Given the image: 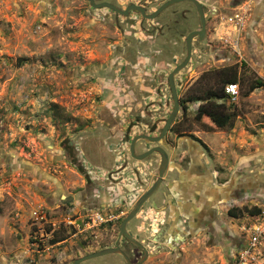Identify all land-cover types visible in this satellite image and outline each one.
Listing matches in <instances>:
<instances>
[{
    "label": "rangeland",
    "instance_id": "rangeland-1",
    "mask_svg": "<svg viewBox=\"0 0 264 264\" xmlns=\"http://www.w3.org/2000/svg\"><path fill=\"white\" fill-rule=\"evenodd\" d=\"M111 1L152 9L167 0ZM200 1L207 34L175 77L181 108L172 132L161 143L140 140L136 152L177 148L173 162L209 168L217 211L208 236L197 232L193 216L140 235L153 252L148 264H239L254 221L228 212L264 208V88L249 91L251 81L264 80V0ZM199 28L187 2L147 21L88 0H0V264H73L114 247L120 219L112 225L106 214L109 200L124 193L109 182L110 170L142 162L127 159L126 150L139 135L157 136L169 118L168 77L186 59V36ZM230 67L239 73L240 94L219 102L233 126L205 117L206 131L195 121L202 102L185 101L205 73ZM175 180L166 185L180 188ZM58 235L65 239L52 243ZM83 264L124 260L108 255ZM249 264H264V243Z\"/></svg>",
    "mask_w": 264,
    "mask_h": 264
},
{
    "label": "flooded vegetation",
    "instance_id": "flooded-vegetation-1",
    "mask_svg": "<svg viewBox=\"0 0 264 264\" xmlns=\"http://www.w3.org/2000/svg\"><path fill=\"white\" fill-rule=\"evenodd\" d=\"M169 1L170 0H167L161 4H158L157 7H154L152 9L150 8V6L146 4L144 5L141 3H133V2L128 4V6L126 7H122L119 3L118 4L113 3L111 0H99L98 2L96 1L95 2L98 4L102 2H108V3L114 4L120 7L123 10H126L128 7L134 4L136 6H140L144 8L147 14H153L158 9H160L165 3ZM185 2L190 3V4L192 3L191 1H185ZM175 5L176 4L168 7L155 19H147L143 17V15L140 12H136V11H131L130 14L136 13L141 18L147 21H153L159 18L163 13L168 11L170 8L175 7ZM116 14L121 15L119 13H116ZM198 30H201V28L191 31L186 36V39H185L186 56L185 58L188 56L187 38L192 32L198 31ZM206 34H207V31H206ZM195 40H198V42H201L199 37H196L193 40L192 56H193V51H194L193 48H194ZM166 121H165V124H166ZM165 124L161 128V131L159 132V134H157V136H152V137H159L163 131ZM172 128H173V124L167 131L165 137L160 142H157V143H161L165 138H167L168 134L172 132ZM144 141L151 142L148 140H144ZM156 147H161V146H152L139 153L136 152V154L143 155L149 152L150 150L155 149ZM164 150L167 152V155H168V163L165 165L163 182L159 186L157 191L153 193L149 197V199L139 208H138L139 202L142 200L144 196H146L147 193H149L154 188L155 184L159 180L160 170L162 167L161 154L155 151L153 154H151L149 157H147L144 160V161L151 160L154 157L153 159L154 162H144V161L124 162L122 164L116 165L115 168H112L110 170L109 182L113 185L117 184L121 186L123 189V193H124L122 196L120 195L116 199L109 200L108 212L106 215L111 216L110 223H112L113 225V222L115 219H120V222L118 223V233H119L118 238L115 244L113 245L114 247H110V248H116L117 245L119 244L120 250L123 252V254L118 253L114 255H121V257L124 260V264H128V260L130 264L150 263L153 252L147 246V243L145 242L143 237L142 238L140 237V235H142L143 233H147V232L150 233L152 231L155 232L156 234L159 233L162 227H164V225L167 224L168 222L167 219H170L169 220L171 224L170 227H172V225H175V227H177L178 225H181L178 222L179 217L186 218L184 222H187V220L189 221L190 220L189 218H192V216L196 217L197 219L196 230H198L197 232H202L204 233V235L208 236L209 227L211 225V217L216 216L217 209L214 208L213 211L211 209L212 200L210 196V189H211L210 179L212 177V172H210L209 168H207L201 163L173 162V160L180 155V152H178L177 148L164 149ZM126 155H127L126 158L129 160H137L136 158L132 156L130 147L126 150ZM150 177H152V182L149 183L148 186L145 188L144 186L146 185V180L147 178L150 179ZM170 179L173 180V182H176L175 179H177V181L180 180L179 182L181 184L182 190L180 191L176 190L177 186L175 184L166 185V181ZM187 180H190L189 185H184L183 183L187 182ZM191 184H193L194 186L193 191L190 190V187H189ZM109 189H114V187L111 186L109 187ZM183 189L186 190V192ZM166 190H168V192L165 194L163 198L164 204L158 203L159 195L160 194L162 195L163 193H165ZM188 190L190 194L192 195V200L191 199L188 200L190 197L187 195ZM220 198H221V195L218 197V200H220ZM178 199L179 200L181 199L180 207L179 206L175 207L172 204V202L177 201ZM214 202H216L215 198L213 200V204ZM67 203L68 202L65 201L63 205L67 207ZM196 203H197L198 208H196V205H195ZM136 209H137V212L135 213L134 218L130 222H128L126 225L127 232L130 234V236L134 240L137 241V242H133V241H130L128 238L121 236L120 232H121L123 221L127 219L132 214V212H134V210ZM157 214H165L164 218L166 219V221L163 219L160 222H157L155 220V216ZM76 215L79 216L78 214ZM143 219H145V222L143 221ZM179 228L185 229V227H181V226H179ZM157 229H159L160 231ZM76 260L73 261V264Z\"/></svg>",
    "mask_w": 264,
    "mask_h": 264
},
{
    "label": "water",
    "instance_id": "water-1",
    "mask_svg": "<svg viewBox=\"0 0 264 264\" xmlns=\"http://www.w3.org/2000/svg\"><path fill=\"white\" fill-rule=\"evenodd\" d=\"M88 1L91 4V6L93 8H95V9L108 8V9H111V10L115 11L116 13L121 14L122 16H129L131 11H136V12H140L143 15V17H145L147 19H155L164 10H166L168 7H170V6L174 5V4H178V3H181V2H185V1H191L195 5V7L197 9V12L199 14V17L201 19V30L192 32L187 38L188 56L169 75L168 82H169V86H170L172 97H173V110H172L169 118L166 121V124H165V126L163 128V131H162L161 135L159 137H152V136H148L146 134H142V135H139V136L135 137L132 140L131 145H130L132 156L134 158H136L137 160H139V161H144L147 157H149L155 151L159 152L161 154V156H162V167H161V170H160L159 180L155 184L154 188L149 193H147L146 196H144L142 198V200L139 202V204H138V208H139L141 205H143L149 199V197L153 193H155L157 191L159 186L162 184L164 170H165V165L168 163V155H167V152L161 147H156L155 149L150 150L149 152H147V153H145L143 155H137L136 154V144L140 140H148V141H151V142H154V143L160 142L165 137L167 131L169 130V128L171 127L173 122L178 117L181 107H180V100H179L178 90H177V87H176L175 77L182 69L187 67V65L189 64V62L191 60L193 40L196 37H199L200 41H202L205 38V36H206V31H207L206 10H205V8H204V6H203V4L201 3L200 0H170L169 2L165 3L160 9H158L153 14H147V12H146V10L144 8H142L140 6H136L134 4L131 5L130 7H128L126 10H123L120 7H118V6L114 5V4L108 3V2H102V3L98 4V3L95 2V0H88ZM137 209L134 210V212H132V214L127 219H125L123 221L122 227H121V232H120L121 236H124V237L128 238L130 241H133V242H137V241L134 240L130 236V234L127 232L126 225H127L128 222H130L134 218L135 213L137 212ZM118 253L123 254V252L120 250L119 244L117 245L116 248H106V249H103L101 251L94 252V253L88 254V255H86L84 257H81V258L77 259L74 262V264H82V263L87 262L89 260H93V259H96V258L108 256V255H114V254H118ZM128 264H130L129 260H128Z\"/></svg>",
    "mask_w": 264,
    "mask_h": 264
},
{
    "label": "trees",
    "instance_id": "trees-1",
    "mask_svg": "<svg viewBox=\"0 0 264 264\" xmlns=\"http://www.w3.org/2000/svg\"><path fill=\"white\" fill-rule=\"evenodd\" d=\"M239 73L234 67L224 68L219 72H207L198 82L194 94L186 99V103L202 102L199 110L195 116V121L202 125L204 130L211 131L212 128L203 121L205 117L215 125L222 127H232L233 117L231 114L225 112V105L220 100L226 98L225 86L229 83H238ZM214 84V85H213ZM222 84V85H221ZM258 88H264V80L257 79L250 82L249 91L252 92ZM259 208L238 210L232 208L229 210V216L238 218L245 213L256 215L260 213ZM64 236H55L52 243H57L64 240Z\"/></svg>",
    "mask_w": 264,
    "mask_h": 264
},
{
    "label": "built area",
    "instance_id": "built-area-1",
    "mask_svg": "<svg viewBox=\"0 0 264 264\" xmlns=\"http://www.w3.org/2000/svg\"><path fill=\"white\" fill-rule=\"evenodd\" d=\"M225 94L228 98L236 99L240 94V87L237 83H229L225 86ZM258 208V207H257ZM261 211L252 216L254 221L249 230L245 228L248 234V243L242 250L239 264H249L251 260H255L256 251L264 243V208H259Z\"/></svg>",
    "mask_w": 264,
    "mask_h": 264
},
{
    "label": "crops",
    "instance_id": "crops-1",
    "mask_svg": "<svg viewBox=\"0 0 264 264\" xmlns=\"http://www.w3.org/2000/svg\"><path fill=\"white\" fill-rule=\"evenodd\" d=\"M250 179H251V180H254V179H255V176H251ZM248 181H250V180H249L248 178H246V180H244L243 182H248ZM251 182H252V181H250V183H251ZM176 188H177V187H176ZM178 189L181 190V189H182L181 186H180V188H177V190H178ZM180 190H178V191H180ZM183 190H184V189H183ZM193 190H194V187L192 188V191H193ZM184 191H185V190H184Z\"/></svg>",
    "mask_w": 264,
    "mask_h": 264
}]
</instances>
